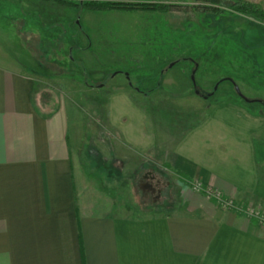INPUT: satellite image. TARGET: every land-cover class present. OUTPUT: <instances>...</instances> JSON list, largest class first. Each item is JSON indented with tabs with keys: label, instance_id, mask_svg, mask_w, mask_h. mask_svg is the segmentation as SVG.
Listing matches in <instances>:
<instances>
[{
	"label": "crops",
	"instance_id": "obj_1",
	"mask_svg": "<svg viewBox=\"0 0 264 264\" xmlns=\"http://www.w3.org/2000/svg\"><path fill=\"white\" fill-rule=\"evenodd\" d=\"M40 79L0 49V264H264V225L194 188L264 213L260 110L226 99L197 122L167 125L137 90L107 89L105 113L96 110L106 153L91 144L89 155L106 182L145 169L185 177L179 202L137 212L97 185L82 191L78 120Z\"/></svg>",
	"mask_w": 264,
	"mask_h": 264
},
{
	"label": "rangeland",
	"instance_id": "obj_2",
	"mask_svg": "<svg viewBox=\"0 0 264 264\" xmlns=\"http://www.w3.org/2000/svg\"><path fill=\"white\" fill-rule=\"evenodd\" d=\"M67 1L73 5L0 0V49L38 74L48 100L75 112L83 192L97 185L137 212L153 202H179L182 177L168 169L106 182L101 157L89 156L97 153L93 144L106 153L97 139L104 121L96 110L105 113L107 89L119 85L144 95L141 105L167 125L197 122L226 99L260 110L264 119L262 105L247 104L237 93L264 102V24L222 5L215 13L207 0H157L167 8L150 12L93 11L79 5L84 0ZM240 1L264 11V0ZM145 185L161 188L160 197L153 199L155 191Z\"/></svg>",
	"mask_w": 264,
	"mask_h": 264
},
{
	"label": "trees",
	"instance_id": "obj_3",
	"mask_svg": "<svg viewBox=\"0 0 264 264\" xmlns=\"http://www.w3.org/2000/svg\"><path fill=\"white\" fill-rule=\"evenodd\" d=\"M40 1V0H39ZM45 0H42L44 2ZM51 1V0H49ZM57 4L71 6L72 2L67 0H53ZM212 6H208V9H211L215 13H220L221 5L226 6L227 9L235 13H240L242 15L253 18L255 21L264 24V11L260 10L257 6L240 1V0H207ZM227 1V2H225ZM81 7L93 10V11H102V10H141V11H156L164 10L167 6H164L163 3L158 2L157 0H84L79 4ZM227 80L221 79L218 83ZM213 94V93H212ZM211 95V94H210ZM209 95V96H210ZM181 177H184L181 175ZM185 178V177H184Z\"/></svg>",
	"mask_w": 264,
	"mask_h": 264
},
{
	"label": "built area",
	"instance_id": "obj_4",
	"mask_svg": "<svg viewBox=\"0 0 264 264\" xmlns=\"http://www.w3.org/2000/svg\"><path fill=\"white\" fill-rule=\"evenodd\" d=\"M194 188L198 191H203L208 198L214 199L219 207L231 209L236 212H243L249 217H255L260 224L264 225V213H261L260 210L251 209L249 207L243 208L242 205L234 203L231 199H225L218 192L206 187L203 188L198 183H194Z\"/></svg>",
	"mask_w": 264,
	"mask_h": 264
},
{
	"label": "flooded vegetation",
	"instance_id": "obj_5",
	"mask_svg": "<svg viewBox=\"0 0 264 264\" xmlns=\"http://www.w3.org/2000/svg\"><path fill=\"white\" fill-rule=\"evenodd\" d=\"M198 92V91H197ZM210 94H212V92L210 93ZM210 94H208V95H204V98H210L211 96H209ZM241 94V93H240ZM239 93H238V95H239V97L240 98H242V96L243 95H240ZM244 97V96H243ZM246 98V97H245ZM243 99V98H242ZM247 100H244L243 99V101L245 102V103H247V104H250V103H255V104H258V105H262L263 107H264V102H262L261 100H252V99H248V98H246ZM142 188L144 189H148V191L150 192L151 191V187L149 188V186H147V185H145L144 187L142 186ZM144 189V190H145ZM153 191H155V189H153ZM153 191H151V192H153ZM161 191H162V189L161 188H157L156 189V191L154 192V194L153 195H151L152 196V198L153 199H156V198H159L160 197V193H161ZM157 193V194H156ZM156 196V197H155Z\"/></svg>",
	"mask_w": 264,
	"mask_h": 264
},
{
	"label": "water",
	"instance_id": "obj_6",
	"mask_svg": "<svg viewBox=\"0 0 264 264\" xmlns=\"http://www.w3.org/2000/svg\"><path fill=\"white\" fill-rule=\"evenodd\" d=\"M191 79H192V81H193V76H191ZM236 90H237V88H236ZM196 93H197V91H196ZM237 93H239L238 91H237ZM240 94V93H239ZM241 95V94H240ZM242 98L244 99V100H247L245 97H243L242 96Z\"/></svg>",
	"mask_w": 264,
	"mask_h": 264
}]
</instances>
